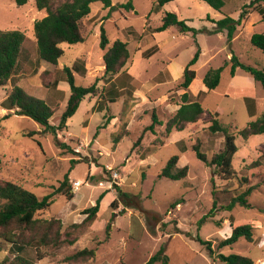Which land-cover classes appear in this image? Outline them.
Wrapping results in <instances>:
<instances>
[{
    "label": "rangeland",
    "instance_id": "1",
    "mask_svg": "<svg viewBox=\"0 0 264 264\" xmlns=\"http://www.w3.org/2000/svg\"><path fill=\"white\" fill-rule=\"evenodd\" d=\"M111 1L113 8L98 1L91 3V12L82 20L83 41L63 43L65 53L54 65L39 60L35 51L33 26L45 11L38 10L33 0L22 6L0 0V29H19L27 37L14 80L0 86V178L42 197L58 187L67 174L73 197L56 193L49 208L38 213L43 218H59L63 230L81 223L86 217L82 211L98 203V211L88 222L69 228L74 243L43 248L45 257L37 264H68L66 257L83 248H95L96 255L81 264H147L160 250L167 262L150 264H224L217 254H240L254 264H264V135L244 139L238 134L264 113V89L240 68L232 74L230 61L235 55L239 61L264 70V52L250 41L252 34L264 33V20L251 10L232 40L225 31H214L215 21L225 16L239 21L244 6L257 0H224L219 10L202 0H170L158 9V0H132V10L117 7L127 0ZM258 3L264 4V0ZM167 11L185 20L195 33L181 32L176 26L154 31ZM101 26L109 40L106 48L121 40L129 50L123 70L111 80L104 73L106 48L99 46ZM197 51L198 59L190 66L195 78L187 92L190 100L201 103L204 115L164 137L165 123L179 107L184 92L178 86L184 68ZM75 64L84 67V71L74 69L75 83H96L98 92L87 95L67 120L66 129L58 132L59 141L69 146L62 149L53 135L41 132L40 125L4 109L2 103L16 83L27 94L47 102L54 109L49 121L58 124L70 95L62 68ZM218 68H222L219 83L208 90L203 78L208 70ZM109 81L120 88L115 101H109L105 94ZM250 98L252 111L247 103ZM153 111L162 124L155 126V133L143 132ZM213 112L235 135L237 151L232 165L236 177L229 182L213 176L192 149L198 140L208 159L221 149L222 133L208 128ZM31 131L34 134L28 136ZM141 134L140 143L133 146ZM173 155L179 157L178 167H188L187 175L179 180L159 176ZM256 159L260 166L250 168ZM114 172L117 178L112 176ZM243 176L256 185L248 197L252 207L218 209L244 188L239 180ZM74 181H80L78 189ZM213 197L217 198V209L212 218L201 222ZM176 201L180 203L171 207ZM241 219L252 221L253 241L239 238L218 248V242L231 233L229 221ZM216 220L221 221L220 226ZM15 254L16 249L4 244L0 263ZM24 254L33 257V248L26 247Z\"/></svg>",
    "mask_w": 264,
    "mask_h": 264
},
{
    "label": "trees",
    "instance_id": "2",
    "mask_svg": "<svg viewBox=\"0 0 264 264\" xmlns=\"http://www.w3.org/2000/svg\"><path fill=\"white\" fill-rule=\"evenodd\" d=\"M17 6H22L28 0H12ZM35 7L38 10H44L45 16L34 22V40L35 51L39 60L49 62L56 65L61 56L64 55L65 50L62 47L63 43L76 44L83 41L82 34V20L91 12V3L101 2L105 8H113L111 0H33ZM170 0H158L155 9L161 7L165 2ZM206 2L215 10H219L224 5V0H202ZM251 3L244 6L239 21L234 20L230 16H225L215 21V32H226L228 40H232L234 33L240 21L246 19L247 14L252 11H257L262 20H264V4ZM118 8L132 10V0H127L123 4H119ZM170 26H176L181 32L195 33V30L189 27L185 20H180L176 13L165 12L162 16L161 24L154 28V31H162ZM27 37L23 31L19 29H0V86H4L14 80L16 76L20 56L24 52ZM251 44L262 52H264V33H254L251 36ZM109 44L104 28L100 29L99 46L105 49ZM149 54V53H147ZM199 51L196 52L194 57L190 60L188 65L184 68L182 81L178 84L184 92L180 95L179 107L167 119L164 129V137H167L172 130L181 131L187 124L195 123L204 115V108L198 100H190L187 89L193 79L195 78V71L190 69L198 59ZM129 58V50L127 44L121 40H115L106 48L102 59L104 63V73L110 80L113 76L119 74L125 66ZM232 63L231 73H235L236 68L249 73L253 79L259 82L264 89V70L245 64L238 60L235 55L230 58ZM84 71L82 65L75 64L73 67L64 66L62 68L65 74V79L70 85V95L68 97L65 109L62 111L58 124H51L49 119L54 113V109L43 99L36 98L27 94L20 86L13 83L7 96L5 97L2 105L6 110H13L15 115L27 116L42 127L41 132L44 134H51L54 137L56 144L62 148H69L67 144L60 142L58 139V132L66 129L67 120L76 112L80 102L87 95H96L98 89L96 83L88 86H80L75 83L73 71ZM222 68L210 69L206 72L203 83L208 90L214 89L220 80V72ZM107 99L115 101L120 94L119 90L115 88L112 81L108 82ZM104 88V87H103ZM105 89V88H104ZM103 89V90H104ZM249 111H252L253 101L247 100ZM4 116V118H6ZM162 124L157 117V114L152 112L151 123L146 126L143 132L151 131L155 133V126ZM209 130L212 132H221L223 136V143L221 149L214 152L208 159L206 154L201 151L200 142L197 140L192 149L195 156L201 160L207 167L211 169L213 176H217L221 180L231 181L236 177V171L232 165L234 154L237 151L235 145V135L229 130V127L221 123L218 119V113H211ZM33 131L28 132V136H32ZM238 134L244 139L252 135H264V113L256 119L248 122L243 128L238 130ZM142 134L134 142L133 146L140 143ZM163 142V139L160 140ZM40 145V143L38 142ZM179 157L173 155L166 162L165 166L161 169L159 176L169 178L172 180H179L187 175L188 167H178ZM260 166V161L256 159L250 165V168ZM257 176V175H254ZM259 176V175H258ZM213 179V178H212ZM264 181V176H262ZM241 186L244 188L234 196L226 204H222L218 209L230 210L235 205L245 208H251L252 204L249 202L248 197L251 192L256 188V185H250L249 179L243 176L239 179ZM61 193L67 199L73 197L70 181L67 174L64 175L58 187L53 189L52 192L38 197L31 191L25 189L22 185L0 178V252L3 250V245L7 244L13 249H16L14 257L9 261H1L0 264H37V261L45 257L43 248L55 247L59 248L63 244H73L74 239L71 238L69 228L81 226L88 222L98 211V203L86 208L82 211L86 217L79 224H72L68 229H62V222L59 218L39 217L38 213L45 211L52 203L53 195ZM214 194V193H213ZM122 195V193H121ZM127 197L126 193H123ZM180 202H174L171 207H175ZM217 198L213 197L212 206L206 215L200 221H206L208 218L213 217L214 210L217 209ZM216 225L220 226L221 221L216 220ZM229 226L231 233L229 236L221 239L217 247L222 248L234 244L239 238H244L246 241H253V225L250 219H241L238 221L230 220ZM207 243V242H206ZM210 246V242H209ZM26 247L33 248V257L24 254ZM96 255L95 248H83L75 251L73 254L66 257L68 264H81ZM224 264H254V261L244 255L240 254H217ZM154 261L167 262V256L158 251L153 255L147 264Z\"/></svg>",
    "mask_w": 264,
    "mask_h": 264
},
{
    "label": "built area",
    "instance_id": "3",
    "mask_svg": "<svg viewBox=\"0 0 264 264\" xmlns=\"http://www.w3.org/2000/svg\"><path fill=\"white\" fill-rule=\"evenodd\" d=\"M108 168H109V170H111L110 167H108ZM112 176L114 178H117L118 174L116 172H114V173H112ZM73 186H74L75 189H78V187L80 186V181H74L73 182Z\"/></svg>",
    "mask_w": 264,
    "mask_h": 264
}]
</instances>
